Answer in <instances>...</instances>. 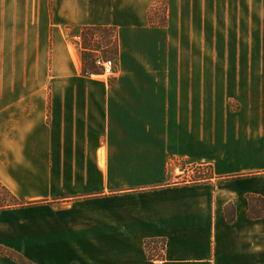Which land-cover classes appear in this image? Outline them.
<instances>
[{"label": "crops", "instance_id": "obj_1", "mask_svg": "<svg viewBox=\"0 0 264 264\" xmlns=\"http://www.w3.org/2000/svg\"><path fill=\"white\" fill-rule=\"evenodd\" d=\"M84 27L116 30L112 75L84 72ZM256 31L264 0H0V182L25 204L0 212V246L34 264H264ZM178 159L210 177L179 183Z\"/></svg>", "mask_w": 264, "mask_h": 264}, {"label": "trees", "instance_id": "obj_2", "mask_svg": "<svg viewBox=\"0 0 264 264\" xmlns=\"http://www.w3.org/2000/svg\"><path fill=\"white\" fill-rule=\"evenodd\" d=\"M150 20L152 24H157L154 21V16H153V11L150 14ZM167 23V17L165 16L164 18L160 19V24L161 25H166ZM114 31H116L115 29H113ZM112 30L108 29V28H103V27H84L81 30V33L83 34L84 37V43L86 45V47L90 46L88 45V40L93 39L95 37H101L102 39H104V42L107 43V45H112V47L114 49H112L110 51L111 56H117L118 54V43H117V34H116V39L113 40L112 39ZM90 57H93V55L90 54ZM93 68L89 69L87 67L84 68V72H90V73H100V71L94 66L93 63L91 65ZM251 208H250V212H249V216L251 218H261L264 217V212H257L254 209L253 206V202L254 201H259L264 205V199L263 198H258L256 199L255 197H251ZM25 206L24 203H22L9 189H7L1 182H0V212L6 209H10V208H15V207H23ZM162 241L165 245V241L164 240H151V241H147V249L149 252V255L151 258H155L156 255H154L153 251H152V246H156L157 244H159V242ZM157 249V247H155ZM165 249V248H164ZM0 254L2 255H6L9 256L10 258L14 259L15 261H17L20 264H34L33 262L29 261L26 257L16 253L13 250L4 248L2 246H0Z\"/></svg>", "mask_w": 264, "mask_h": 264}, {"label": "rangeland", "instance_id": "obj_3", "mask_svg": "<svg viewBox=\"0 0 264 264\" xmlns=\"http://www.w3.org/2000/svg\"><path fill=\"white\" fill-rule=\"evenodd\" d=\"M154 14L157 15L156 17H154V21L159 22L161 18L165 17L166 13H165V10L162 9L159 12H155ZM262 20H263V17H259V16L254 17L255 26L261 27L260 23ZM79 33H81V31ZM262 35H263L262 31H256V47H255V53H254L255 55L264 54V38H262V40H261ZM88 43H89L88 45H90L88 47L96 48L97 50H99L100 55L102 57H104L106 59H115V56H111V54H110V51L114 48L112 47V45H107V43L104 42V40H102L103 45L102 44H96L95 45V43L93 42V39L88 40ZM83 46L86 47L84 41H83ZM72 52L75 53V51L73 49H72ZM79 52L81 54V60L83 62L84 67L92 69L93 68L91 66L92 63H93L94 68L96 67L94 64V59L92 57H90L89 53L84 52V51H79ZM176 166L179 167L182 174L183 173L185 174L184 176L182 175L183 178L179 180V183H192V182H196L198 180H202L204 178L210 177V171H207L208 167H205L204 170L201 169L200 171H198L197 169H194V167H195L194 164L187 162L185 159H182V163L177 164ZM253 206L257 212H264V205L261 202L254 201ZM155 247H157V249ZM160 248H162V249L165 248V245L162 241H160L159 244H157L156 246H152L151 249H152L153 253H154V251L156 253L157 252L161 253ZM154 255H155V253H154Z\"/></svg>", "mask_w": 264, "mask_h": 264}, {"label": "built area", "instance_id": "obj_4", "mask_svg": "<svg viewBox=\"0 0 264 264\" xmlns=\"http://www.w3.org/2000/svg\"><path fill=\"white\" fill-rule=\"evenodd\" d=\"M112 31V39L115 40L116 39V34L117 32L114 31L113 29H111ZM102 39L101 37H95L93 38V42L96 44H102ZM83 41H84V37H83V34L82 33H78L76 35H74L73 37V45H72V48L77 51V53L79 51H84V52H87L91 55H93V59H94V64L96 66V68L103 74H110L112 75L113 73H115L116 71V63H115V59H106L104 57H102L100 55V51L97 50L96 48H91V47H84L83 46ZM103 45V44H102ZM96 47V46H95ZM99 48V47H98ZM87 74H90V72H87ZM175 161V160H174ZM174 161H171V163H173ZM180 164L182 163V159H178L175 161L174 164ZM176 164V165H177ZM206 166H202V165H195L194 169H197L198 171H200L201 169H205ZM207 170V169H206ZM207 172V171H206ZM161 250V253H155V257L158 259V260H161L162 257H163V251L164 249L160 248Z\"/></svg>", "mask_w": 264, "mask_h": 264}]
</instances>
